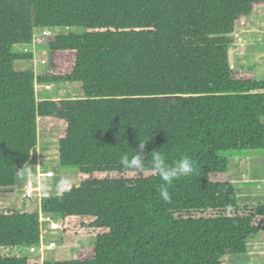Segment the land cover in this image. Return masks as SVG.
<instances>
[{"label": "trees", "instance_id": "16d2710c", "mask_svg": "<svg viewBox=\"0 0 264 264\" xmlns=\"http://www.w3.org/2000/svg\"><path fill=\"white\" fill-rule=\"evenodd\" d=\"M264 0H0V197L38 163V129L58 130L60 166L77 185L44 196L60 235L92 245L68 259L15 253L0 264H248L264 203H240L220 152L264 149V79L231 66L229 47ZM43 29L74 31L42 35ZM36 40L48 70L15 68ZM35 82L78 83V98L37 99ZM146 141L141 169L127 168ZM187 156L166 184L151 166ZM167 188L170 200L160 195ZM25 201V200H24ZM0 209V250L39 243L38 210Z\"/></svg>", "mask_w": 264, "mask_h": 264}, {"label": "rangeland", "instance_id": "374dc122", "mask_svg": "<svg viewBox=\"0 0 264 264\" xmlns=\"http://www.w3.org/2000/svg\"><path fill=\"white\" fill-rule=\"evenodd\" d=\"M253 16V17H252ZM252 16L246 17L248 25L242 30L236 32L239 42L230 45L229 58L231 66L234 68L242 67L243 75L246 65L255 66L256 77L264 79V7L258 8ZM74 31V29H54L49 34ZM46 57L45 53H35L31 60H18L15 62V68L19 70L32 69L36 72L48 70L49 65L41 63L40 58ZM51 88L46 90L43 84H36V96L39 99L45 98H78L82 96L81 87L78 83L58 84L50 83ZM58 130L54 128L38 129V161L44 170H53L52 177H41V185L49 194L60 191L62 188L77 185L79 182V172L77 169H67L60 166L57 157L58 148ZM229 160V176L238 191V200L240 203H264V149L259 150H230L220 152ZM42 163V164H41ZM41 168V169H42ZM18 176V188L12 198L0 197V209L6 207H15L22 190V183L28 177V172ZM20 208L25 207L34 210L33 201H23L20 199ZM17 207V206H16ZM52 236L56 240V247L46 251L41 256L51 259H68L76 256V249L83 245H92L91 237L87 236H65L61 237L59 231H54ZM247 251L240 255H231L228 261L247 262L248 264H264V232H261L255 238L249 239ZM11 250H0V255H15ZM17 254V253H16ZM47 258V257H45ZM44 259V258H43Z\"/></svg>", "mask_w": 264, "mask_h": 264}, {"label": "built area", "instance_id": "2783aa9c", "mask_svg": "<svg viewBox=\"0 0 264 264\" xmlns=\"http://www.w3.org/2000/svg\"><path fill=\"white\" fill-rule=\"evenodd\" d=\"M264 21V16L262 17ZM51 29H43L42 35H48ZM36 40L34 38L33 42L30 45L20 46L18 47V51L20 52H31L35 50ZM41 63H46V58L40 59ZM44 88L46 90L51 88V84H44ZM28 177L25 179L24 184L21 188V198L25 201H30L32 199H36L37 201H41L44 196L49 195V192L44 190L41 185V177H51L54 175V171L49 169L43 171L41 166L37 164L33 168L29 169ZM54 231H61V222L59 217H56L54 214L49 212H41L39 213V243L36 245L23 246L16 249L13 252L19 254H27V255H36L39 256L41 260H45L47 256L42 257L43 254H46V251L49 249H53L56 247L57 243L55 238L52 236ZM62 237V236H61ZM44 258V259H43Z\"/></svg>", "mask_w": 264, "mask_h": 264}, {"label": "clouds", "instance_id": "9594fccd", "mask_svg": "<svg viewBox=\"0 0 264 264\" xmlns=\"http://www.w3.org/2000/svg\"><path fill=\"white\" fill-rule=\"evenodd\" d=\"M51 30H53V29H51ZM16 51H18V47H16ZM31 52L33 53V55L35 53L40 54L37 51V46H35V50L31 51ZM25 53H28V52H25ZM42 58H46V62H47V55H46V57L43 56ZM37 83L38 82H35V90H36V84ZM38 84H41V83H38ZM44 84H48V83H44ZM37 99H39V98L37 97ZM56 99H58V98H56ZM145 143H146V141H140L139 140L138 148L135 150L136 155L133 156V157L123 156L121 158L122 165H124L127 168L141 169L144 166L143 165L142 156L144 154L143 150H144V147H145ZM37 164H39V161H38ZM151 166H152L153 170L159 175V177L166 184H171L176 179L189 176V175L193 174L194 171H195L193 163H192V161L190 160L189 157L181 156L179 159H176V160L172 161L171 163H168L166 158H165V156L162 153H160L159 151H155V152L152 153ZM33 167L28 168V170L33 168ZM42 170L45 171L43 168H42ZM160 195H161V198L165 202L170 200V194H169V192H168L166 187L162 188L160 190ZM30 201L31 202L33 201V203H35L34 210H37V211L39 210L40 211V202L41 201L39 202L36 199H32ZM47 258H48V256H47Z\"/></svg>", "mask_w": 264, "mask_h": 264}, {"label": "crops", "instance_id": "0c3cea01", "mask_svg": "<svg viewBox=\"0 0 264 264\" xmlns=\"http://www.w3.org/2000/svg\"><path fill=\"white\" fill-rule=\"evenodd\" d=\"M255 11H256V10H255ZM253 13H254V12H253ZM253 13H252V14H253ZM252 17H253V16H252ZM249 18H250V17H249ZM38 143H39V141H38ZM38 145H39V144H38ZM26 171H28V169L22 171L20 174L23 175L22 173H24V172H26ZM20 174H19V175H20ZM23 180H24V178H23ZM23 180H22V183L24 184ZM23 184L21 185L20 190H21ZM2 198H3V197H2ZM4 198H6V197H4ZM8 198H12V197H8ZM0 199H1V198H0ZM20 199H21V196L19 197L17 203L15 204V207H16V206H17V207H20V206H19L20 203H21V200H20Z\"/></svg>", "mask_w": 264, "mask_h": 264}]
</instances>
